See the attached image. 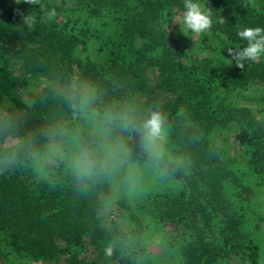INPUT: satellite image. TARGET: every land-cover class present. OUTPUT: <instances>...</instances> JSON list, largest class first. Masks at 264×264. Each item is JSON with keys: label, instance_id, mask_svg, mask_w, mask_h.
I'll list each match as a JSON object with an SVG mask.
<instances>
[{"label": "trees", "instance_id": "16d2710c", "mask_svg": "<svg viewBox=\"0 0 264 264\" xmlns=\"http://www.w3.org/2000/svg\"><path fill=\"white\" fill-rule=\"evenodd\" d=\"M72 1L42 0L56 16L41 22L34 6L0 0V128L7 120L14 134L43 145L50 129L83 126L84 117L74 116L71 105L83 92L77 83L84 82L100 114L131 112L142 121L161 112L164 157L154 163L139 134L123 133L129 163L86 187L77 184L67 162L43 165L38 175L27 155L10 164L0 158V258L11 255L19 264H156L144 240L149 205L159 220L183 228L187 238L175 245L180 264H261L259 244L245 229L256 215L229 197L243 202L264 183V89L245 94L255 107L233 103L224 110L222 102L227 93L244 95L241 89L251 83L264 87V57L240 69L227 51L246 46L238 30L264 28V0H205L213 25L193 39L205 53L187 61L161 21L182 13L184 0ZM21 11L37 17L32 28ZM90 44L94 57L87 55ZM147 65L155 67V80L145 73ZM28 73L46 82L24 91L27 102L21 89ZM161 90L172 96L161 100ZM213 130L227 134L215 143ZM229 135L241 152H229ZM170 178L176 183L149 192V203L135 205L123 192L108 196L110 182L123 189L130 180L150 187ZM111 236L118 239L108 248L103 241Z\"/></svg>", "mask_w": 264, "mask_h": 264}, {"label": "clouds", "instance_id": "9594fccd", "mask_svg": "<svg viewBox=\"0 0 264 264\" xmlns=\"http://www.w3.org/2000/svg\"><path fill=\"white\" fill-rule=\"evenodd\" d=\"M21 0H16L20 3ZM30 5H39L43 15L41 22H49L56 16L55 9L49 10L42 0H23ZM207 9V10H205ZM212 9L198 0H184V10L171 20L172 25L178 24L180 31L200 35L211 30L213 20ZM22 16L23 23L32 28L37 23V17L32 14ZM223 23V21H220ZM171 27L168 23V34ZM238 36L245 40L244 47H228L231 61L240 69H244L248 61L259 62L264 57V28L245 27L238 30ZM96 102L94 93L84 87L78 102L71 107L74 116H83V126H57L44 135L46 142L37 144L31 137H20L14 134L9 121H4L0 128V158L6 164L15 163L19 156L27 155L33 161L47 166H55L67 162L77 184L87 186L89 181H95L105 175H111L129 163V150L122 139L123 133H137L143 146L148 150L150 159L159 164L164 157L163 142L166 139L165 118L159 111L138 121L131 112L116 113L107 110L100 114L92 109ZM111 255V250H108Z\"/></svg>", "mask_w": 264, "mask_h": 264}, {"label": "rangeland", "instance_id": "374dc122", "mask_svg": "<svg viewBox=\"0 0 264 264\" xmlns=\"http://www.w3.org/2000/svg\"><path fill=\"white\" fill-rule=\"evenodd\" d=\"M51 1V0H48ZM56 2L63 3L65 5H73L72 0H55ZM16 2V0H15ZM198 2L202 5V7L205 4V0H198ZM26 3L21 0L19 5H24ZM30 5V4H29ZM34 6L36 9H38V13L43 15V13L39 9V5H30ZM47 7V5H45ZM48 8V7H47ZM51 10L50 8H48ZM179 14H169L164 15L162 17V26L164 31L167 34L168 39L172 40L173 42L179 44L183 48L182 56L180 57L182 61H187L189 58L193 56H201L205 52L203 50L197 49L193 43V39L195 38V34L186 33L187 35H184L180 31V27L178 24L172 25L171 20L176 18ZM168 23L171 27V31L168 34ZM94 45V44H93ZM93 45L90 44L87 48V55L94 57V48ZM16 67V65H15ZM13 67V70L15 73H18L17 68ZM145 73L147 74L148 78L150 80H155L156 75V69L153 65H147L145 68ZM24 90L21 89L22 92V98L25 101H29V96L24 92L27 90H33L37 88L39 85L46 82V79L44 76H42L39 73H28L24 77ZM77 90H83L85 87V83H77ZM175 86H178L177 84ZM264 87L261 83H251L247 88L241 89L244 93V95H240L239 93H227L225 94L223 98L222 104L226 106L224 110H227V108L233 104H246L251 105V107H255L256 103L253 100H247L245 98V94L250 93H261L263 91ZM74 87H71V93L73 94ZM172 96L171 93H167L164 91H159V98L161 100L169 99ZM217 118H219L217 116ZM166 131V130H165ZM220 130H213L210 132L211 134V140L213 139L215 143H218L219 138L227 133H219ZM231 132V131H229ZM228 132V133H229ZM230 137V142L226 145L229 152L236 154L241 152L242 150L239 148L237 143L233 141ZM35 162V161H34ZM242 165V162H241ZM240 166V164H239ZM243 166V165H242ZM35 169L38 175H42L44 173V168L42 163L35 162ZM174 180L172 178L162 181V182H156L149 186H141L137 184L136 182H129L126 183L125 188H120L116 185L114 182H110V188H109V199H114L118 193H125L127 198L137 205L142 199L145 203H149V197L147 196L149 192L151 194L152 191H155L157 189H160L162 185L164 184H170V183H176L173 182ZM177 188V187H175ZM224 191V190H223ZM248 200H238V202L234 199H230L232 203L235 204L237 208L238 205H244L245 212L255 214L256 216L253 217V224L248 225L245 227L246 231H248L253 238L258 242L259 244V261L261 264H264V183L261 186H255L254 191L252 194L249 195ZM148 199H147V198ZM150 201H155V197L152 196ZM145 213V222L146 226L144 228V240L147 247V251L151 257V259L156 264H180L181 257L179 253V249L175 247L177 243L180 244L181 239H186V235L183 232V228L175 221H161L159 220V217H157V210L150 209L149 205L145 206V210L143 211ZM119 220V219H118ZM121 228H126L127 223L120 221L119 223ZM117 237H109L108 239H105L103 243L106 245V247L111 248L113 245H115L117 241ZM183 240V241H184ZM234 264H241V262H238L234 260ZM0 264H19L18 259L14 258L11 255H4L0 258ZM41 264V263H39Z\"/></svg>", "mask_w": 264, "mask_h": 264}]
</instances>
